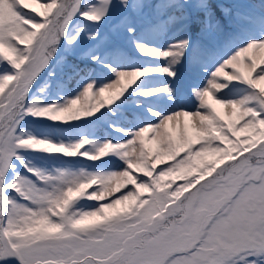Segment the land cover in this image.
Wrapping results in <instances>:
<instances>
[{
  "label": "snow or ice",
  "instance_id": "obj_1",
  "mask_svg": "<svg viewBox=\"0 0 264 264\" xmlns=\"http://www.w3.org/2000/svg\"><path fill=\"white\" fill-rule=\"evenodd\" d=\"M2 264H264V0H0Z\"/></svg>",
  "mask_w": 264,
  "mask_h": 264
},
{
  "label": "trees",
  "instance_id": "obj_2",
  "mask_svg": "<svg viewBox=\"0 0 264 264\" xmlns=\"http://www.w3.org/2000/svg\"><path fill=\"white\" fill-rule=\"evenodd\" d=\"M252 2H254V3H258L259 2V0H251Z\"/></svg>",
  "mask_w": 264,
  "mask_h": 264
},
{
  "label": "rangeland",
  "instance_id": "obj_3",
  "mask_svg": "<svg viewBox=\"0 0 264 264\" xmlns=\"http://www.w3.org/2000/svg\"><path fill=\"white\" fill-rule=\"evenodd\" d=\"M252 2V1H251ZM254 3V2H253ZM0 264H2V262H0Z\"/></svg>",
  "mask_w": 264,
  "mask_h": 264
}]
</instances>
